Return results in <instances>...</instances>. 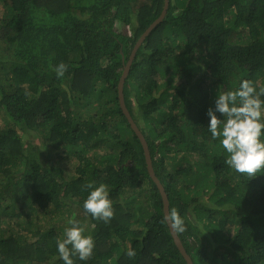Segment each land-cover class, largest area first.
I'll list each match as a JSON object with an SVG mask.
<instances>
[{
  "label": "trees",
  "instance_id": "trees-1",
  "mask_svg": "<svg viewBox=\"0 0 264 264\" xmlns=\"http://www.w3.org/2000/svg\"><path fill=\"white\" fill-rule=\"evenodd\" d=\"M164 4L0 0V264H64L56 225L22 241L11 224L50 205L59 209L65 198L93 226V254L87 261L74 256L75 264H187L118 97L125 63ZM60 63L67 69L58 77ZM168 73L161 83L159 74ZM244 79L264 87V0H170L125 81L126 104L148 140L170 210L184 219L179 235L194 264H228L229 252L233 264H264V172L231 169L207 129L218 87L235 90ZM92 95L107 97L105 113L76 116V98ZM19 129L41 131L71 153L75 173L67 178L61 167L29 155ZM90 181L108 186L114 215L107 223L83 208ZM7 198L20 206L2 203ZM9 212L18 219H6Z\"/></svg>",
  "mask_w": 264,
  "mask_h": 264
},
{
  "label": "clouds",
  "instance_id": "clouds-1",
  "mask_svg": "<svg viewBox=\"0 0 264 264\" xmlns=\"http://www.w3.org/2000/svg\"><path fill=\"white\" fill-rule=\"evenodd\" d=\"M66 69L67 66L60 63L56 67L57 76H63ZM207 116L210 118L207 129L213 140H219L227 154L224 162L231 169L251 177L264 172V87L258 88L247 79L235 90H221L219 86L214 107L208 108ZM85 188L89 190L83 201L85 212L94 219L109 222L114 210L108 186L90 181ZM165 219L174 232L186 230L184 219L176 209L167 211ZM68 225L64 238L57 240L59 258L64 264H75L74 256L87 261L95 247L93 237L84 235L76 219H70ZM127 254L134 256L135 251L129 250Z\"/></svg>",
  "mask_w": 264,
  "mask_h": 264
},
{
  "label": "rangeland",
  "instance_id": "rangeland-1",
  "mask_svg": "<svg viewBox=\"0 0 264 264\" xmlns=\"http://www.w3.org/2000/svg\"><path fill=\"white\" fill-rule=\"evenodd\" d=\"M234 38H238L237 33L234 35ZM201 56V52H198L195 56V59L197 61H200ZM169 75L170 73H168L167 75L159 74L158 78L162 83L169 77ZM107 101L108 99L106 96L103 99H98L93 95L89 98H76V103L74 104L75 115H80L84 118L87 117L93 110L105 113L104 110L106 109V107H104L103 104L107 103ZM5 126L6 122L4 120V116L2 115L0 118V129L3 130ZM19 132L21 133V135H23L22 137L25 143V147L27 148V153L29 155L38 157L45 166L51 162L54 165L61 167L67 178H70L75 173L77 159L75 157H72L71 153H63L62 148H54L49 142L45 140L44 133L34 130L24 132L20 129ZM195 158H198V154L195 155ZM133 194L137 196L138 191L135 190L127 192L126 196L129 197ZM137 200L139 201L141 200V198L138 197ZM17 201V204H15V201H13L11 198H7L3 199L2 203L8 204L10 208H15V205L20 206ZM5 218H10L11 222H14L18 219L16 216H14L13 212H9ZM70 219H76L79 221V225L84 229V235L91 234L93 226L91 225L88 217L85 216L80 206L69 198L63 199V205L59 209H56L54 205H50L45 211L38 210L32 212L27 218L25 216L21 218V226L17 224L14 225L12 223L11 228L19 230V236L22 241L32 240L31 233L33 231L37 230L38 228L44 229L46 227H50L51 225H56L59 228L58 230L60 231L62 237H64V229L69 226L68 221ZM1 226L2 224H0V228ZM21 230H24V232H21ZM222 251H224V249ZM231 254L232 252H229V259L231 262L228 264H233L236 259L235 256H232Z\"/></svg>",
  "mask_w": 264,
  "mask_h": 264
},
{
  "label": "water",
  "instance_id": "water-1",
  "mask_svg": "<svg viewBox=\"0 0 264 264\" xmlns=\"http://www.w3.org/2000/svg\"><path fill=\"white\" fill-rule=\"evenodd\" d=\"M169 5H170V0H165V4H164V7H163L160 15L147 27V29L138 38L137 42L135 43V45L131 51L129 59L125 63L124 71H123V73L120 77L119 83H118V97H119V102H120L121 108H122L123 112L125 113L128 121L130 122L132 128L134 129V131L136 132V134L140 138V141L143 145L149 174L152 177V179L156 182V184H157V186H158V188L162 194L164 215L166 214L167 211H170V200H169L167 191H166L163 183L161 182L160 178L158 177V175L155 172L151 152L149 149L148 140H147L143 130L139 127L136 120L132 116V114H131V112H130L127 104H126L125 94H124V85H125L126 78L129 74L132 62L136 56L137 50L139 49L140 45L145 40V38L149 35V33L154 29V27L156 25H158L165 18L167 11H168V8H169ZM168 226L170 228L171 234H172L178 248L180 249L181 253L185 257L187 264H194L193 258L188 253L179 233H176L172 230L170 222H168Z\"/></svg>",
  "mask_w": 264,
  "mask_h": 264
}]
</instances>
